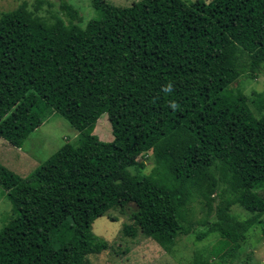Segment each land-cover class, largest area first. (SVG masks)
Here are the masks:
<instances>
[{"label": "trees", "instance_id": "obj_1", "mask_svg": "<svg viewBox=\"0 0 264 264\" xmlns=\"http://www.w3.org/2000/svg\"><path fill=\"white\" fill-rule=\"evenodd\" d=\"M89 1L98 18L84 29L63 0L50 24L23 7L0 13V138L20 148L46 108L77 132L25 178L0 165L11 208L0 264H85L107 247L90 225L114 208L132 222L125 236L137 227L167 250L199 227L182 209L204 169L219 185L194 239L214 235L229 256L250 229L264 237V112L227 91L264 65V0ZM102 114L109 142L92 133Z\"/></svg>", "mask_w": 264, "mask_h": 264}, {"label": "rangeland", "instance_id": "obj_2", "mask_svg": "<svg viewBox=\"0 0 264 264\" xmlns=\"http://www.w3.org/2000/svg\"><path fill=\"white\" fill-rule=\"evenodd\" d=\"M105 1L116 7H129L139 0ZM182 1L189 4L195 0ZM63 2L78 12L81 22L77 26L80 29H84L89 20L98 18L89 0ZM58 4L59 0H0V13L23 7L33 16L50 24L54 17L59 16ZM227 91L245 96V103L251 113L259 116L264 112V65L257 76L240 75ZM41 121L40 126L25 138L20 148L12 147L0 138V165L21 178H25L63 144H74L77 140V132L52 109L46 108L42 112ZM92 133L99 141L112 140L105 114L97 119ZM137 160L143 166L141 168L143 174H148L154 166L152 150L143 153ZM201 176L206 177L204 181L201 180L204 187L192 192L193 196L182 209L184 220L199 227L205 220L213 218L212 215H208V199H205L203 194L212 197L219 185L214 170L204 169ZM228 212L240 220L248 216L237 206L229 208ZM10 216L9 202L5 192L0 189V228L6 224ZM131 224L132 222L119 208L110 209L96 218L90 225V232L104 240L107 247L99 254L87 256L85 264H264V237L259 235L260 228L257 226L247 232L243 242H239V252H233L228 256L227 251L231 245L222 247L216 236L210 235L202 240L194 239L203 228L197 227L187 235L174 237L172 246L165 250L151 238L141 234L137 227L133 228V237L125 236L122 228Z\"/></svg>", "mask_w": 264, "mask_h": 264}, {"label": "clouds", "instance_id": "obj_3", "mask_svg": "<svg viewBox=\"0 0 264 264\" xmlns=\"http://www.w3.org/2000/svg\"><path fill=\"white\" fill-rule=\"evenodd\" d=\"M167 88L170 89V88H171V85L169 84V85L167 86ZM166 90H167V89H166ZM171 107L176 108L177 106H176L175 104H172Z\"/></svg>", "mask_w": 264, "mask_h": 264}]
</instances>
